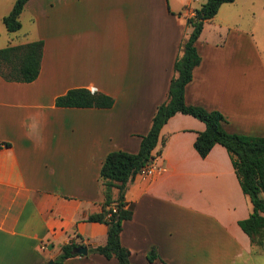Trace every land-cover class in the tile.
<instances>
[{"label":"crops","instance_id":"obj_1","mask_svg":"<svg viewBox=\"0 0 264 264\" xmlns=\"http://www.w3.org/2000/svg\"><path fill=\"white\" fill-rule=\"evenodd\" d=\"M206 0H28L14 35L0 29V48L43 41L32 82L0 76V264H49L70 241L87 246L63 264H117L90 248L106 242L107 225L87 216L102 209L99 178L106 155L136 153L168 94L187 18ZM14 0H0V21ZM3 23V21H2ZM264 0L223 3L195 42L200 63L185 102L217 110L229 133L264 136V101L254 72H264ZM264 82V81H263ZM71 88L111 96L110 108L60 107ZM205 129L175 113L163 125L152 176L137 174L121 244L145 264H264L238 221L252 204L226 149L205 157L194 148ZM117 191L114 189L113 194ZM264 195V194H263Z\"/></svg>","mask_w":264,"mask_h":264},{"label":"trees","instance_id":"obj_2","mask_svg":"<svg viewBox=\"0 0 264 264\" xmlns=\"http://www.w3.org/2000/svg\"><path fill=\"white\" fill-rule=\"evenodd\" d=\"M27 1L14 0L10 12L3 17L8 32L21 28L19 16ZM233 1L206 0L194 8L192 16L187 18L189 31L179 44L173 63L167 98L157 106L148 132L141 136L138 151L114 150L106 155L99 172L104 195L102 209L86 218L89 222L107 225L106 242L90 248V251L108 259L114 257L117 264H135L130 261V251L120 241L123 222L130 219L133 213V204L125 200V192L133 177L160 154V151L153 153V150L159 141L161 128L178 112L191 115L205 124V129L198 133L194 141V148L201 157H205L215 144L226 149L242 192L252 204L249 216L239 220L238 225L249 237L251 245L264 251V136L229 133L222 126L225 118L219 111L189 105L184 97L185 86L201 61L195 42L204 23L215 16L223 3ZM42 51V40L0 48V76L6 81H34L40 72ZM113 103L111 96L87 88H71L55 99V105L60 107L110 108ZM114 189L116 195L113 194ZM80 246L82 244L74 241L63 244L52 264H63L65 259L77 255L74 250ZM156 257L155 250H150L145 264H151Z\"/></svg>","mask_w":264,"mask_h":264},{"label":"rangeland","instance_id":"obj_3","mask_svg":"<svg viewBox=\"0 0 264 264\" xmlns=\"http://www.w3.org/2000/svg\"><path fill=\"white\" fill-rule=\"evenodd\" d=\"M0 29H2L4 32L7 31L5 25H4V23H2V21H0ZM19 31H17V32H19ZM17 32H12V33H9V34L14 35ZM259 32L264 37L263 31H257V33H259ZM261 55H262L263 61H264V51H262ZM250 63H251L250 71H251V77H252V86L254 84L253 80L254 79L257 80L256 91H254L255 95H253L251 98H258L257 100L264 101V82H263L264 81V72H262V70H261L259 65L256 67V73L254 72L255 70H254L253 56H252V62H250ZM263 194L264 193H262V196L264 197Z\"/></svg>","mask_w":264,"mask_h":264},{"label":"built area","instance_id":"obj_4","mask_svg":"<svg viewBox=\"0 0 264 264\" xmlns=\"http://www.w3.org/2000/svg\"><path fill=\"white\" fill-rule=\"evenodd\" d=\"M154 161L155 159L149 165L143 167L138 174H142L144 176H152L155 170Z\"/></svg>","mask_w":264,"mask_h":264},{"label":"water","instance_id":"obj_5","mask_svg":"<svg viewBox=\"0 0 264 264\" xmlns=\"http://www.w3.org/2000/svg\"><path fill=\"white\" fill-rule=\"evenodd\" d=\"M187 23H188V21H186V24H187ZM187 25H188V24H187ZM74 252H75L76 254L85 255V254H87L88 249H87V246H86V245H83V246H80V247L76 248V249L74 250ZM49 264H52V261H50Z\"/></svg>","mask_w":264,"mask_h":264}]
</instances>
